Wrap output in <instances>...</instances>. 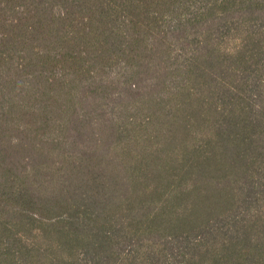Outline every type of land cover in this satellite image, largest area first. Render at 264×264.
I'll return each instance as SVG.
<instances>
[{
	"label": "trees",
	"instance_id": "1",
	"mask_svg": "<svg viewBox=\"0 0 264 264\" xmlns=\"http://www.w3.org/2000/svg\"><path fill=\"white\" fill-rule=\"evenodd\" d=\"M0 264H264V0H0Z\"/></svg>",
	"mask_w": 264,
	"mask_h": 264
}]
</instances>
